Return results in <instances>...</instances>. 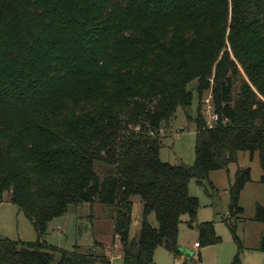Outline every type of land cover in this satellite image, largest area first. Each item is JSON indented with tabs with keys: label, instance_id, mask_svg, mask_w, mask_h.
I'll return each instance as SVG.
<instances>
[{
	"label": "trees",
	"instance_id": "obj_1",
	"mask_svg": "<svg viewBox=\"0 0 264 264\" xmlns=\"http://www.w3.org/2000/svg\"><path fill=\"white\" fill-rule=\"evenodd\" d=\"M237 62L247 80L234 94ZM210 88L213 128L202 111ZM194 93L197 113H185L195 161L163 162L160 130ZM244 152L257 155L264 185V0H0V201L23 211L38 235L0 238V264H112L109 252L44 240L54 218L83 203L108 208L122 264H154L164 241L179 253L183 215L199 246L216 243L214 223L196 222L189 182L204 185ZM250 180L248 168L236 171L230 217L243 213ZM253 219L264 223L262 206Z\"/></svg>",
	"mask_w": 264,
	"mask_h": 264
},
{
	"label": "rangeland",
	"instance_id": "obj_2",
	"mask_svg": "<svg viewBox=\"0 0 264 264\" xmlns=\"http://www.w3.org/2000/svg\"><path fill=\"white\" fill-rule=\"evenodd\" d=\"M237 69L234 94L241 79L247 80L238 62ZM194 85L193 89L196 87V84ZM210 91L211 88L203 92V99L211 94ZM197 106L198 98L194 93L189 106L185 110L178 108L170 125L161 128L160 134L164 135L163 146L159 151L161 161L173 165L194 163L196 129L194 122L186 118V113L194 117ZM202 107L203 111L205 106ZM242 168H248L251 177L238 199V205L243 208V213L238 217H230L229 189L234 184L236 171ZM104 169L98 164L95 166L96 172L101 176L104 175ZM261 174L257 155L251 158L244 152L239 153L236 162L230 163L227 169L211 171L204 185H198L195 180H191L188 186L189 194L196 197L199 202L196 222L199 224L212 221L219 241L202 243L199 249L194 248L193 243L200 240L199 235L196 227L190 226L187 222L188 217L183 215L176 239L179 253L160 246L154 252V264H234L236 255L237 264H264V251L260 250L264 237V223L253 219L256 205L264 208V185L259 181ZM140 211L138 200H134L131 236L138 234ZM148 221L151 225L157 226L154 214H150ZM230 224L234 226L236 239L229 229ZM0 238L23 242H34L38 238L24 212L7 199L0 201ZM44 240L47 244L64 250H73L77 246L78 250L84 253L90 252L93 248L97 253L109 252L112 264H122L120 243L114 234L108 208L99 203L92 205L83 203L78 207H68L65 215L54 218L49 223ZM186 252L189 256H186Z\"/></svg>",
	"mask_w": 264,
	"mask_h": 264
},
{
	"label": "built area",
	"instance_id": "obj_3",
	"mask_svg": "<svg viewBox=\"0 0 264 264\" xmlns=\"http://www.w3.org/2000/svg\"><path fill=\"white\" fill-rule=\"evenodd\" d=\"M203 103L205 106L203 112L206 115V124L209 128H213L218 117L217 114L213 111V106L211 103V94H209L203 99ZM194 246H199V245L196 242Z\"/></svg>",
	"mask_w": 264,
	"mask_h": 264
},
{
	"label": "water",
	"instance_id": "obj_4",
	"mask_svg": "<svg viewBox=\"0 0 264 264\" xmlns=\"http://www.w3.org/2000/svg\"><path fill=\"white\" fill-rule=\"evenodd\" d=\"M194 86H195V85H194ZM261 245L264 246V237H263V239H262ZM163 246H164L165 248L171 250L173 244H172L171 242H169V241H164ZM185 254H186V256H189V253H188V252H186Z\"/></svg>",
	"mask_w": 264,
	"mask_h": 264
},
{
	"label": "crops",
	"instance_id": "obj_5",
	"mask_svg": "<svg viewBox=\"0 0 264 264\" xmlns=\"http://www.w3.org/2000/svg\"><path fill=\"white\" fill-rule=\"evenodd\" d=\"M197 241H195L194 243H193V245L196 243ZM262 246V245H261ZM194 248H196V249H199L200 247H201V245L200 246H193ZM199 254V253H198Z\"/></svg>",
	"mask_w": 264,
	"mask_h": 264
}]
</instances>
